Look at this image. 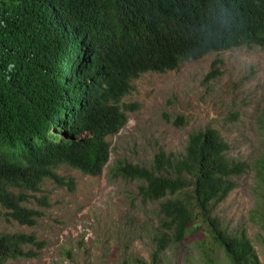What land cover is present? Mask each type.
<instances>
[{
    "label": "trees",
    "instance_id": "1",
    "mask_svg": "<svg viewBox=\"0 0 264 264\" xmlns=\"http://www.w3.org/2000/svg\"><path fill=\"white\" fill-rule=\"evenodd\" d=\"M237 47H264V0H0L3 219L35 225L40 212L25 203L44 179L58 180L59 165L100 173L105 138L136 109L121 101L131 79ZM216 75L212 68L205 76ZM227 150L206 127L189 132L178 155L158 149L148 167L118 161L111 168L139 181L141 203L157 202L150 264L196 228L229 264H260L244 232H227L212 214L246 167ZM259 177L264 184V167ZM43 245L32 233L0 232V264L32 258Z\"/></svg>",
    "mask_w": 264,
    "mask_h": 264
},
{
    "label": "rangeland",
    "instance_id": "2",
    "mask_svg": "<svg viewBox=\"0 0 264 264\" xmlns=\"http://www.w3.org/2000/svg\"><path fill=\"white\" fill-rule=\"evenodd\" d=\"M212 68L217 75L206 78ZM121 101L136 109L126 112L124 125L105 138L109 155L98 175L59 165L54 169L58 180L44 179L25 203L40 212L35 225L7 221L0 214V232L32 233L44 242L34 257L5 264H150L157 202L141 203L139 181L116 176L111 168L118 161L148 167L158 149L178 155L188 133L206 127L227 144L228 157L246 164L212 214L227 232L243 231L264 264V184L259 177L264 167V47L209 52L172 70L146 71L130 80ZM177 116L184 120L178 126L172 123ZM211 247L202 228H196L169 244L160 264H229L222 249Z\"/></svg>",
    "mask_w": 264,
    "mask_h": 264
}]
</instances>
